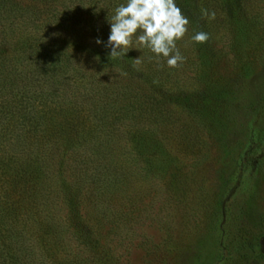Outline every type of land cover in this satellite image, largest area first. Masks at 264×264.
<instances>
[{
	"label": "trees",
	"instance_id": "obj_1",
	"mask_svg": "<svg viewBox=\"0 0 264 264\" xmlns=\"http://www.w3.org/2000/svg\"><path fill=\"white\" fill-rule=\"evenodd\" d=\"M31 1L27 13L11 0H0L4 13L20 8L28 19L20 25L27 37L0 39V264H111L103 256L124 241L122 229L140 197L131 194L142 177L139 165L149 163L126 149L134 137L131 122L149 120L164 129L170 124L169 133L185 142L193 130L169 121L164 104L217 120L218 110L207 99L200 104L184 93L173 79L177 68L163 58L158 64L146 48L113 59L101 43L105 50L96 54L94 39L107 41L108 19L124 0ZM176 4L189 19L191 36L232 26L241 33L255 19L256 0ZM204 10L215 12V18L202 15ZM132 46L139 47L135 37ZM177 47L184 54L185 48ZM86 49L95 52L81 55ZM138 56L142 63L134 66ZM133 69L144 79L131 74ZM89 70L108 76L86 78L91 82L82 91L77 80L92 77ZM115 74L129 81L116 80ZM146 78L161 97L146 93ZM259 143L261 136L248 145V153ZM224 215L221 202L216 220ZM100 247L105 255L96 251Z\"/></svg>",
	"mask_w": 264,
	"mask_h": 264
},
{
	"label": "rangeland",
	"instance_id": "obj_2",
	"mask_svg": "<svg viewBox=\"0 0 264 264\" xmlns=\"http://www.w3.org/2000/svg\"><path fill=\"white\" fill-rule=\"evenodd\" d=\"M11 1L27 13L34 7L31 0ZM20 8L0 10V39L27 37L20 25L28 19ZM251 13L255 19L241 33L233 26L221 27L206 43H195L188 28L176 42L185 48V60L173 79L200 104L207 99L216 107L218 120L167 103L163 109L169 121L175 126L185 122L193 130L185 142L169 133L170 124L164 129L141 120L128 127L134 137L126 149L149 163L138 167L142 177L131 194L140 197L122 229L124 241L112 255L103 256L111 264H264V0H256ZM104 48L97 45L96 54ZM95 51L86 49L81 55ZM97 71L77 80L80 90L91 82L86 84V78L108 76ZM131 74L144 79L136 69ZM145 80L146 93L161 97L162 91ZM258 136L260 148L248 153ZM221 202L225 215L216 220ZM96 251L101 254L102 248Z\"/></svg>",
	"mask_w": 264,
	"mask_h": 264
},
{
	"label": "clouds",
	"instance_id": "obj_3",
	"mask_svg": "<svg viewBox=\"0 0 264 264\" xmlns=\"http://www.w3.org/2000/svg\"><path fill=\"white\" fill-rule=\"evenodd\" d=\"M202 15L215 18V12L204 10ZM110 32L104 43L113 59L126 56L130 49H148L160 63V58L169 68L179 67L185 60L177 47V41L188 32L189 19L185 16L176 0H124L113 9L108 19ZM135 37L137 48H133ZM209 35L197 31L191 36L195 43H206ZM142 63L140 56L134 58V66Z\"/></svg>",
	"mask_w": 264,
	"mask_h": 264
}]
</instances>
